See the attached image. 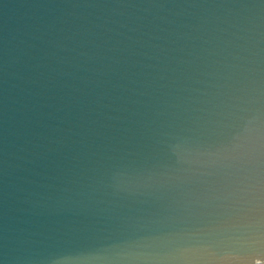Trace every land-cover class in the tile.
Returning <instances> with one entry per match:
<instances>
[{
  "label": "water",
  "instance_id": "obj_1",
  "mask_svg": "<svg viewBox=\"0 0 264 264\" xmlns=\"http://www.w3.org/2000/svg\"><path fill=\"white\" fill-rule=\"evenodd\" d=\"M0 264H264V0H0Z\"/></svg>",
  "mask_w": 264,
  "mask_h": 264
}]
</instances>
